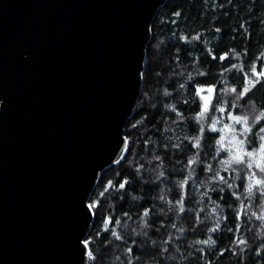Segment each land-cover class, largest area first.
<instances>
[{"label": "water", "instance_id": "1", "mask_svg": "<svg viewBox=\"0 0 264 264\" xmlns=\"http://www.w3.org/2000/svg\"><path fill=\"white\" fill-rule=\"evenodd\" d=\"M166 1L0 0V264H79L80 198L121 161Z\"/></svg>", "mask_w": 264, "mask_h": 264}, {"label": "trees", "instance_id": "2", "mask_svg": "<svg viewBox=\"0 0 264 264\" xmlns=\"http://www.w3.org/2000/svg\"><path fill=\"white\" fill-rule=\"evenodd\" d=\"M240 24H244L245 27L240 28ZM215 28L222 29V32H215ZM194 33H199L202 39L193 40ZM181 35L188 39L181 41ZM177 48L181 49L179 53L176 51ZM205 48L223 51L232 49L233 51L229 53L233 57L231 63L236 64L237 68L242 61L251 63V58L243 54L244 49H248L252 57L264 54V0H167L156 12L151 24V39L146 48L141 94L135 112L124 128L125 136L129 138V151L125 153V159L104 171L91 195V199L100 203L89 233L95 236V232L101 227L102 217L109 216L120 221V223L113 221L110 228L123 239L115 240L111 231L107 235L102 233L101 237L95 238L91 246L97 256L95 264H125L129 259L128 253L124 251L126 247H135L136 251L132 255L141 257L144 264H154L155 252L151 241L159 244L164 238H170L172 244L170 250L172 259L165 264H209V261L211 264H264V251L260 256L255 252V248L264 241V220L249 222L246 215L241 222V229L237 231L232 224L219 220L223 213L213 215L212 205L209 204L204 213L209 219L181 233L171 228V223L175 222L178 227L188 229L195 223V217L202 216L197 209L203 208V205L193 201V204L188 206L192 209L191 212L176 216L167 211L171 205L166 201L175 199L171 193H168L165 202L153 199L164 195L161 189L167 185V181L162 183L156 180L155 173L160 169L157 166L158 162L152 157L155 155L163 157L167 150L172 162L165 161L167 165L165 170L171 171L172 164L179 156L173 155L170 144L183 135L179 127L169 122L176 117L164 108V104H174L176 99L190 98L186 89L176 90L177 84L184 81L173 73L192 71L193 65L190 60H197L201 70H206L203 63ZM236 52L241 53L240 58L235 56ZM177 56L180 57L179 60L176 59ZM260 59L264 61V55H260ZM220 64L222 62L217 60V67L213 69L217 79L221 78ZM223 66L228 67L227 64ZM166 90L172 94L173 99H168L165 95ZM261 91L264 89L257 90V97ZM190 99H196L198 110L199 101L194 97V91ZM184 114L187 116L189 113L184 110ZM132 125L136 127L133 128ZM165 145H168L167 149ZM138 164L143 167L137 170ZM124 177H128L129 182L126 189L122 190L114 183L103 196L100 195L104 192L108 180L115 182ZM189 191H192L191 186ZM192 195L195 197L194 191ZM134 196L141 199L134 200ZM196 199L202 200L203 197ZM153 204H155L153 215L160 219L151 228H141L137 216L142 211L141 205L151 207ZM162 207L163 213L160 211ZM125 212L128 213L127 216L124 215ZM216 220H219L220 230L207 232L204 225L212 227ZM161 222L164 227L160 233H155ZM227 228H233V232L229 233ZM143 231H148L150 235L148 237L139 235ZM209 236L217 240L219 248L212 246L210 251L208 245L193 243L197 239L203 240ZM104 240H107V243H104ZM145 240L148 242L144 243ZM221 248L226 249L223 255L218 254ZM197 249H205V252L197 254ZM199 255H203V259H200ZM88 264L92 262L88 260ZM133 264H136L135 260Z\"/></svg>", "mask_w": 264, "mask_h": 264}, {"label": "snow or ice", "instance_id": "3", "mask_svg": "<svg viewBox=\"0 0 264 264\" xmlns=\"http://www.w3.org/2000/svg\"><path fill=\"white\" fill-rule=\"evenodd\" d=\"M179 15V13H175ZM244 28V24L239 25ZM215 32L221 33L222 29L215 28ZM188 37L181 35L180 40L186 41ZM193 40H201L199 33H194ZM178 53L180 48L176 50ZM232 49L223 51L220 49L209 50L204 49V67L206 70H201L200 63L197 60H190L193 69L187 73H173L174 76H179L184 83H178L176 90L186 89L188 96L191 98L193 91L194 97L198 98V110H196V99L181 98L176 99L174 104L165 103L164 108L173 113L176 117L169 122L179 127L182 136L176 138L175 142H171L170 147L173 150V155H178L179 158L172 164L171 171H166L167 165L165 161L172 162V157L165 150L163 157L155 155L152 157L158 162L157 166L160 169L155 173L157 181L162 183L167 181V185L161 189L164 195L154 197L161 202H165L168 193H171L175 199H168L166 203L171 205L167 209L176 216L181 213H189L192 211L189 205L202 204L203 208L197 209L202 213L201 217H195V223L191 224L188 229L178 227L175 222L171 223V228L177 232H185L195 228L198 224H203L208 220V215L204 214L207 206L212 205L213 215L223 213L219 220H224L233 225L235 230H240L241 222L247 215L249 222L254 220H264V91H261L259 97L256 96L258 89H264V61H261L260 55L252 57L248 49L243 50V54L251 58V63L242 61L239 68L236 64L231 63L232 56L229 55ZM191 53H189V56ZM237 58L241 57L240 52H236ZM180 59L179 56L176 57ZM217 60L222 62L219 65L221 78L217 79V75L213 69L217 67ZM227 64L228 67L223 65ZM131 75L135 79L140 75L137 66L131 68ZM231 73V75H230ZM199 77V80L195 78ZM168 99H173L172 94L165 91ZM184 110L188 111V115L184 114ZM139 123V122H138ZM136 127V125H132ZM167 149L168 145L164 146ZM129 151L128 136H120L117 133V139L113 145V155L120 156V159H125L124 153ZM112 163H120V160L113 159ZM143 165H136L137 170ZM137 174H139L137 172ZM134 179V178H133ZM116 184L120 189L128 187V177L121 180H108L105 184L103 196L108 191L109 187ZM191 186L195 192V197L192 191H189ZM155 187V185H153ZM196 197H203L202 200ZM134 200L141 199L139 196H134ZM98 200L90 198L85 192L80 198V209L85 217L89 219L96 216L99 206ZM142 211L137 214L141 228H151L156 223L159 217L153 215L155 204L151 207L141 205ZM228 211L225 212L224 210ZM161 213L164 208L160 209ZM128 215L127 212L124 213ZM152 217V219H148ZM171 219V217H168ZM219 220H216L212 227H207V232H215L220 230ZM120 223L114 217L103 216L99 230L95 232V236L81 229L75 236L74 248L79 256V264H84V258L87 257L92 264H95L97 256L92 250V243L95 238L101 237L104 233L107 235L111 231V235L115 240H121L123 237L117 235V232L110 228L111 224ZM164 227L161 222L156 228L155 233H160ZM229 233L233 232V228H227ZM152 233V234H155ZM203 234V233H201ZM144 237H148L150 233L143 231L139 233ZM171 233H169V237ZM232 239V237H229ZM148 241L145 240L144 243ZM107 243V240H104ZM155 257L154 264H165L166 261L172 259L170 250L172 244L170 238L162 239L159 244L156 241H151ZM193 243H199L219 248L217 240L209 236L207 239H197ZM237 243H246V241H237ZM135 244V241H133ZM189 247H191L189 245ZM129 255V259L125 264H144L141 257L133 256L136 251L135 247L124 249ZM176 251H179L176 249ZM197 254H203L205 249H197ZM226 249L221 248L219 253L223 255ZM264 251V241L255 248L258 256ZM203 259V255H199ZM209 264L211 262L209 261Z\"/></svg>", "mask_w": 264, "mask_h": 264}]
</instances>
